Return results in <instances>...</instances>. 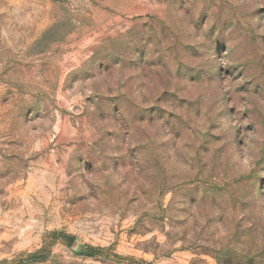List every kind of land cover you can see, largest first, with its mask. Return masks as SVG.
I'll use <instances>...</instances> for the list:
<instances>
[{"label":"rangeland","instance_id":"rangeland-1","mask_svg":"<svg viewBox=\"0 0 264 264\" xmlns=\"http://www.w3.org/2000/svg\"><path fill=\"white\" fill-rule=\"evenodd\" d=\"M0 264H264V0H0Z\"/></svg>","mask_w":264,"mask_h":264}]
</instances>
